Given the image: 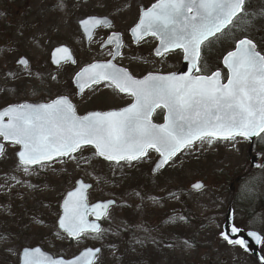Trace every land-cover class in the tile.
Segmentation results:
<instances>
[{
	"label": "snow or ice",
	"instance_id": "snow-or-ice-1",
	"mask_svg": "<svg viewBox=\"0 0 264 264\" xmlns=\"http://www.w3.org/2000/svg\"><path fill=\"white\" fill-rule=\"evenodd\" d=\"M250 4L251 0H155L141 9L130 34L137 43L145 37H155L159 41L154 49L158 57L181 51L187 62L185 72L150 73L136 79L112 60L90 63L74 77L80 93L103 83L131 96L133 102L119 110L92 111L83 116L77 114L67 95L46 103L9 104L0 110V138L19 146L18 167L25 174L34 166L44 168L56 161L71 160L77 167L82 162L91 164L83 155L89 146L95 149L93 157L117 165L140 161L154 150L160 157L155 172L168 165L177 153L193 148L197 141L211 144L215 139L235 141L240 137L253 146L264 143V41H256L254 35L237 38L234 31L254 33L264 27L259 23L264 21V7L253 9ZM55 7L63 10L66 0H57ZM78 25L91 40L97 28L110 30L114 22L107 16L88 15L79 19ZM227 37L233 38L235 47L223 55V65L228 70L224 83L221 71L208 74L204 52L213 42ZM106 43L113 46L109 53L113 60L122 55L124 44L119 32H111ZM68 62L76 63L68 47L53 50V64ZM18 63L28 65L23 58ZM157 109L166 110L162 124L153 122ZM4 154L0 144V156ZM256 167L264 168V164ZM258 179L252 177L242 185V197L254 195ZM76 183L63 200L59 229L78 242L89 234L101 239L104 230L87 217L93 215L97 221L107 218L109 208L116 202L107 200L89 206L87 190L91 185L79 180ZM193 187L200 189L202 185L196 183ZM258 222L264 224V217ZM242 231L230 223L221 236L228 244L247 251L243 237L232 238ZM247 235L257 244L264 243V235L257 231H248ZM100 251L88 247L71 259L54 258L39 247H24L17 254L18 264H95Z\"/></svg>",
	"mask_w": 264,
	"mask_h": 264
},
{
	"label": "rangeland",
	"instance_id": "rangeland-1",
	"mask_svg": "<svg viewBox=\"0 0 264 264\" xmlns=\"http://www.w3.org/2000/svg\"><path fill=\"white\" fill-rule=\"evenodd\" d=\"M35 1L36 12L46 8L45 0ZM101 4L95 0H68L65 8L68 13L84 9L86 13L81 15H85L103 10ZM68 13L50 25L56 38L54 43L35 42L18 50L30 60L33 69L20 73L10 69L11 75L0 78V109L12 102L46 103L52 96L60 95L56 84L60 73L47 67L46 58L54 46L62 43L60 29L64 26L65 43L74 45V21L82 16ZM43 30L47 33L49 29ZM234 31L237 38L243 34ZM233 43V38L227 37L207 48L204 60L209 71L214 70ZM75 48L83 62L80 49L77 45ZM165 63L164 71L173 69L172 63ZM90 93L100 96L85 98L82 103L85 109L76 105L78 115L101 105L103 97L109 99L105 108L121 105L122 99L126 102L107 86ZM69 98L75 101V96ZM257 150L263 154L264 161V143H259ZM17 151V146L8 145L0 158V264H17V253L24 247L38 246L53 255L72 256L94 245L101 247L103 253L98 264H257L248 254L227 247L219 239L230 199L227 186L247 164V143L240 137L235 141L215 139L211 144L207 140L199 141L174 157L158 178L144 171V164L130 167L102 162L92 156L94 152L90 148L83 155L91 164L82 162L77 167L71 160L56 161L44 168L34 167L25 174L15 160ZM252 177L259 178L254 184V195L242 197L241 189L246 181L235 187L234 223L264 235V224L258 222L264 217V168L255 171L248 180ZM78 179L91 185L87 194L89 204L114 200L116 205L104 219L101 239L87 235L79 242L68 243L57 230L56 221L62 198ZM198 181L203 183V189L191 191L190 186ZM184 212L187 213L183 215ZM186 216L191 219L186 220ZM122 245L131 250L125 263L121 262ZM261 251L264 255V243Z\"/></svg>",
	"mask_w": 264,
	"mask_h": 264
},
{
	"label": "flooded vegetation",
	"instance_id": "flooded-vegetation-1",
	"mask_svg": "<svg viewBox=\"0 0 264 264\" xmlns=\"http://www.w3.org/2000/svg\"><path fill=\"white\" fill-rule=\"evenodd\" d=\"M67 1L68 0H66V5ZM70 1L78 2L85 0ZM95 1L97 2L101 0ZM56 2L57 0H45L46 8L43 10L38 9L36 12L35 0H0V55L2 56L0 57V78L11 75L10 71H8L10 69L18 73L28 69H33V67L31 68L32 64L30 60L19 54L18 50L21 47L29 46L35 42H40L42 44H52L56 41V38H53L54 33H51L50 25H52L53 21H58L59 18H62L68 13L67 8H64L63 10L57 9L55 7ZM154 2L155 0H103L101 4L103 6V10H98L90 14L81 15L84 14V9L81 11L76 9L70 10L68 14L71 16H77L80 13L79 15L82 16L81 18L88 15H97L101 17L107 16L114 22V27L109 30L101 26L95 30L91 40H86V36L79 28V19H76L74 21L76 35L73 40L74 45L65 43L67 39V33L64 30L66 27L64 26L60 29V35L63 41L62 43H58V45L54 46L53 48L60 46L68 47L74 60L76 61L75 64L68 62L62 63L60 66H54L52 64L50 52L46 58L47 67L56 73H60V80L56 82L57 87H60L59 89L61 90L60 95H67L69 97L75 96V101H73V104L75 106L77 105L81 109L83 108L82 103L85 98L100 96L99 93L95 94L90 92L94 89L105 86L103 83L95 86L94 89H88L79 97H76V91L72 85V80L76 73L93 62H106L108 60H112V62L117 67L127 69L136 79H142L150 73L168 74L178 71L181 67L183 58V53L181 51L177 50L168 53L164 57H158L154 53V49L159 43L155 37L148 36L145 37L144 40L137 43L133 40L130 34L129 29L138 21L141 9L151 6V4ZM250 6L253 9L264 7V0H251ZM259 23L264 25V21H259ZM44 27H48L49 30L47 33H45L43 30ZM113 31L119 32L121 34L124 44V47L120 50L122 55L116 57L114 60L109 54L113 46L106 43L108 36ZM245 35H254L256 41H264V27L256 29L254 33H243L241 38H244ZM102 44L104 45L103 47H101ZM76 45L80 49L78 52L82 55L83 62H80L78 59L77 50L75 48ZM206 54L207 48L204 52V59L206 58ZM21 58L28 61L27 66L18 63ZM165 62L172 63L174 66L173 69L164 71V66L166 64ZM216 70L221 71L222 82L226 83L227 73L220 68V65L216 66L215 70L213 71ZM210 73L211 72H208V74ZM111 90L116 94V96L121 98L124 97L126 102L124 99H122L119 100V102L122 103L121 105L105 108V104L109 99L103 97L101 105L89 108L90 111L83 115H86L92 111L119 110L123 107H127L133 102L131 96H128L127 94L123 95L115 91L113 88H111ZM57 97L58 96H52L48 101H51ZM11 104H17V102H12ZM163 120L164 110L157 109L153 114V122L162 124ZM258 145L256 146V149ZM157 158L158 155L155 152L150 151L148 157L140 161H133L131 164L123 162L117 165L114 162H108L104 160H102V162L112 166L130 167L144 164V171H149L151 174L152 167L154 166ZM163 171L164 168L154 176L156 178L160 177V174L163 173Z\"/></svg>",
	"mask_w": 264,
	"mask_h": 264
},
{
	"label": "water",
	"instance_id": "water-1",
	"mask_svg": "<svg viewBox=\"0 0 264 264\" xmlns=\"http://www.w3.org/2000/svg\"><path fill=\"white\" fill-rule=\"evenodd\" d=\"M88 38L86 37V40H87ZM222 66L225 68V70L228 72V70H227V68L223 65V60H222ZM187 70V62L183 59V62H182V67H181V69L178 71V72H176L177 74H180V73H183V72H185ZM75 84V86H76V88H77V93H78V95H80L81 93H80V91H79V88H78V86L76 85V83H74ZM87 88H85L84 90H86ZM164 112H165V115H166V110H164ZM164 115V116H165ZM163 123H164V121H163ZM1 139V141H0V144H2L3 146H4V144H11L10 142H5V141H3L2 140V138H0ZM198 142V141H197ZM90 147V146H89ZM91 148V147H90ZM94 151H95V149L94 148H92ZM253 152V145L249 142V146H248V158H249V164H248V167H247V170L244 172V173H242V174H240L239 176H237L236 178H234V179H232L231 181H230V184H229V186H228V191H229V193H230V196H231V199H230V203H229V206H228V208H227V211H226V214H225V217H224V223H223V225H222V231H225V230H228V225L230 224V223H233V210H232V203H233V199H234V196H235V187H236V185L241 181V180H243V179H245L248 175H250L254 170H256V169H259L260 167H256V165H258V164H261V155L260 154H253L252 153ZM178 154V153H177ZM159 155V154H158ZM15 158H16V160H17V162H18V157H17V153L15 154ZM100 158V157H99ZM103 159V158H102ZM159 159H160V157L158 158V160L156 161V163L159 161ZM123 162V161H122ZM156 163H155V165H156ZM155 165H154V167H153V169L155 168ZM153 169H152V174H155L157 171H153ZM79 181H81V180H79ZM197 183H199V182H197ZM196 184V183H195ZM201 184V183H200ZM202 185V184H201ZM77 186V183H75V187ZM75 187H74V189H75ZM202 188V187H201ZM200 188V189H201ZM73 189V190H74ZM90 189V188H89ZM88 189V190H89ZM190 189L191 190H193V191H199L200 189H196V188H194L193 187V185L190 187ZM72 190V191H73ZM88 190H87V192H88ZM66 196H67V194L65 195V197L63 198V200L66 198ZM63 200H62V202H61V204H60V206H59V211H60V216L63 214V208H62V204H63ZM91 206V205H90ZM113 206V205H112ZM111 206V207H112ZM89 217H91V220H89ZM87 219H88V221L91 223V222H96V223H99L101 220H99V221H97L96 220V218H95V216H93V215H89L88 217H87ZM57 227H58V229H59V226H58V221H57ZM61 232H63L61 229H59ZM64 233V232H63ZM66 234V233H65ZM67 235V234H66ZM238 237H243L246 241H247V251L244 249V248H241L240 246H238L240 249H242L243 251H245V252H247L249 255H251L257 262H258V264H264V258L262 257V255H261V253H260V250H259V248H260V245L261 244H257L253 239H252V237H250V236H248L247 235V232H241V233H238L237 234V237H232L233 239H235V238H238ZM69 238V237H68ZM220 238L223 240V241H225L223 238H222V236H221V234H220ZM70 240H74V239H71V238H69ZM226 242V241H225ZM226 244L227 245H229V246H231L230 244H228L227 242H226ZM84 250V249H83ZM82 250V251H83ZM82 251H80V252H82ZM44 252V251H43ZM80 252L77 254V255H79L80 254ZM46 253V252H45ZM46 254H48V253H46ZM76 255V256H77ZM99 255V253L97 254V256ZM75 257V256H74ZM54 258H62V257H54Z\"/></svg>",
	"mask_w": 264,
	"mask_h": 264
},
{
	"label": "trees",
	"instance_id": "trees-1",
	"mask_svg": "<svg viewBox=\"0 0 264 264\" xmlns=\"http://www.w3.org/2000/svg\"><path fill=\"white\" fill-rule=\"evenodd\" d=\"M187 212H184L183 213V215L184 214H186ZM186 218V220H190L191 218L189 217V216H186L185 217ZM251 218V217H250ZM240 228H244L243 226H240V225H238ZM181 235H183L182 233H181ZM120 253H122V258H121V262H124V259H127V258H129V254H130V252H131V250H130V248L129 247H127V246H120ZM60 255V254H59ZM146 255V254H145ZM147 259H150V257H147ZM126 262V261H125ZM124 262V263H125Z\"/></svg>",
	"mask_w": 264,
	"mask_h": 264
}]
</instances>
